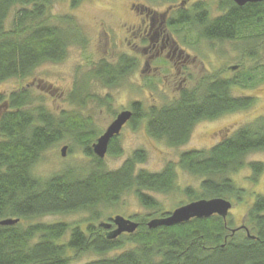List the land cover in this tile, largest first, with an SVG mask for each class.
Masks as SVG:
<instances>
[{
	"label": "trees",
	"instance_id": "1",
	"mask_svg": "<svg viewBox=\"0 0 264 264\" xmlns=\"http://www.w3.org/2000/svg\"><path fill=\"white\" fill-rule=\"evenodd\" d=\"M159 1L175 4L183 0ZM53 3L0 0V83L25 79L43 63L65 59L71 44L85 42L73 17L51 14ZM200 5L199 10L180 9L177 18L168 21V27L180 33L186 28H199L200 36L211 40L244 39L249 42L245 53L256 52L258 43H263L264 1L240 6L232 0H221L218 9L223 13L213 19L207 18L206 5L195 6ZM15 8L11 27L7 28ZM136 65L128 58L120 59L117 66L102 62L92 76L106 87H116ZM210 78L203 90L185 92L176 103L148 108L133 103L131 127L138 129L145 119L151 137L178 147L191 139L200 119H216L254 102L252 97L232 95V86L238 81ZM85 84L83 81L70 95L73 102L83 107L92 99L99 107H111V95L100 97L89 92L83 96ZM35 102L27 89L0 95V221L19 219L16 224H0V264H73L71 253L86 252L100 257L83 264H264V193L257 194L249 208L244 225L249 234L234 227L229 216L194 218L155 228L148 224L161 211L154 193H169L175 188L177 167L204 176L200 193L186 189L191 200L244 196L232 174L249 166L256 180L264 171L262 162L246 160L252 151L264 150V118L238 128L209 150L181 153L177 163L169 162L159 172L138 167L147 156L142 149L111 170L93 151L92 145L101 133L92 117L65 111L56 115L43 104L33 106ZM66 139L82 148L91 161L89 167L83 171L68 167L46 179L37 175L35 166L43 154ZM118 139L115 136L110 141L108 154L122 153ZM73 148L72 144L69 150ZM129 192L153 213L134 214L137 230L111 238L101 222L94 223L101 216L98 208L120 204ZM80 211L92 213L88 223L82 222L85 227L65 221L25 225L26 220L38 216ZM126 244L129 247L124 248Z\"/></svg>",
	"mask_w": 264,
	"mask_h": 264
},
{
	"label": "rangeland",
	"instance_id": "2",
	"mask_svg": "<svg viewBox=\"0 0 264 264\" xmlns=\"http://www.w3.org/2000/svg\"><path fill=\"white\" fill-rule=\"evenodd\" d=\"M205 1L209 3L212 14H218L219 0ZM73 2V0H54L51 14L56 17L63 15L73 17L77 29L81 28L80 33L84 36L85 42L71 44L65 59L59 62H45L25 79L11 78L1 82L0 95L8 96L14 91L27 89L36 100L33 106L43 104L56 115L65 111L66 113H79L84 118L90 116L100 133L107 129L115 114L130 109L134 100L142 101L144 107L148 108L151 105L161 106L169 103L175 95L177 96L174 89L177 78L168 75V70L156 69L158 62L154 58L150 60L149 69L142 67L145 56H151L153 52L149 48L151 44L149 46V43L145 42L144 35H141L144 27L142 20L147 13H141L136 9L144 4L152 9L150 14L165 13L170 5L168 2L159 0H80L75 4ZM17 9L11 12L7 28L11 27L10 22ZM183 30V33H180V48L191 54L188 59L195 72L194 78L206 79L209 76L224 75L238 81L232 87L233 96L252 97L254 102L246 109L227 113L214 120L199 122L189 142L179 147H170L165 141L151 137L145 124H141L138 129L127 125L119 135L122 153L117 156L107 154L103 159L107 169L119 168L134 151L142 149L146 151L147 156L138 167L151 172H159L169 162L177 163L181 153L185 150L195 148L209 150L228 133L231 135L238 128L264 118V41L258 43L256 52L246 51L245 53L244 48L249 42L244 39L200 40L197 30L193 33L187 28ZM170 31L174 32V28L168 32L173 34ZM184 39H188L187 42L191 45L184 43ZM125 54L138 58L139 67L126 80L119 81L116 87H106L92 76L102 62L117 66L119 58ZM83 81H86V88L82 89L83 96L89 92L100 97L111 95V107H99L92 99L86 100L83 107L73 102L70 95ZM186 86L191 87L192 84L187 83ZM72 144L74 148L70 151L69 147ZM64 146H67V151L63 156L61 149ZM246 160L248 162L259 161L264 164V150L252 151L247 155ZM90 164L91 161L84 155L82 148L74 144L72 140L66 139L43 154V158L35 166V172L46 179L68 167L83 168V171ZM176 173L175 188L171 192L154 193L161 207V211L154 214L155 217L162 213L172 212L180 205L189 202L191 197L185 192L187 188L190 187L197 193L201 192L200 185L204 176L192 174L181 167H177ZM232 178L237 186L244 190V196L241 198L229 197L232 202L229 217L232 218L234 227H236L247 222L249 208L256 195L264 193V171L254 180L250 167L245 166L233 173ZM98 210L101 216L94 219L96 224L108 222L109 218L116 215L133 220L134 214L153 213L140 203L133 192L126 194L120 204L102 206ZM91 214L89 211L49 214L26 220L25 225L65 221L71 224L80 223L85 227L82 222L88 223V220L92 218ZM127 247L129 244L124 246V248ZM71 256L74 257L73 264H83L100 257L94 252L79 255L71 253Z\"/></svg>",
	"mask_w": 264,
	"mask_h": 264
},
{
	"label": "flooded vegetation",
	"instance_id": "3",
	"mask_svg": "<svg viewBox=\"0 0 264 264\" xmlns=\"http://www.w3.org/2000/svg\"><path fill=\"white\" fill-rule=\"evenodd\" d=\"M188 1V2H187ZM221 0H219L220 2ZM234 1V0H232ZM235 2V1H234ZM180 4L179 5H175V4H170L168 6V8L166 9V12L165 13H154V14H150L152 10L151 8H149L148 6H140L138 8H136V5H134V8H136L137 10H139L141 13L142 12H145L147 13L145 15V18L144 20H142V23L144 25L142 31H141V35H144V39H145V42L149 43V46L151 44V46L149 47L150 50L153 52V55L151 56H145V60L143 61V66L145 69H149L150 68V60L154 58L155 61L158 62V66L156 67V69L158 68L159 70H165L169 72L168 75L174 77V78H177V80H175V84L176 86H174V89L176 90L175 93L177 94V96L175 95L174 96V99L172 101H170L169 103H166V104H163V105H167V104H170V103H176V102H179L181 99H182V94L185 93V92H189V93H195L196 89H200V90H203V87H205V85H207L209 82V80L211 79L209 76V78H206V79H202V78H197L195 79L194 76H195V72L193 71V68L192 66L190 65V61L188 58L191 57V54L188 53L187 51H184L182 48H180V31L179 29L178 30H175L174 32H171L173 34H170L168 33L169 30H170V27H168V21L171 19V18H177V15L178 13L180 12V9H187V10H191L193 8H196L199 10V8L201 7V5L199 7H196L198 4H202V5H206L208 7V15H207V18H216V17H219L222 15V11L221 10H218V14H212V11H211V8H210V5L209 3H206L205 0H183L181 2H179ZM190 3V4H189ZM236 3V2H235ZM237 4V3H236ZM196 5V6H195ZM245 5V4H244ZM218 6H219V3H218ZM242 6V5H240ZM197 10V11H198ZM198 31V33H200V29H196ZM184 30H182V33H183ZM193 32H196L195 29L192 31ZM197 34V33H196ZM172 35V36H171ZM176 35V36H175ZM200 36V34H198ZM193 36V35H192ZM208 40V41H219L217 39L215 40H211L207 37H203V36H200V40ZM188 40V39H187ZM187 40H183L184 43L187 42ZM191 42V41H190ZM192 43V42H191ZM188 46L191 45L187 42ZM192 47V46H191ZM194 48V47H192ZM146 51V50H145ZM185 52H186V55H185ZM150 53V51H149ZM122 58H128V59H133L135 60L136 64L139 63V60L138 58H135V57H130L128 56L127 54L121 56L119 59H122ZM119 62V61H118ZM160 62V63H159ZM139 66L137 65V67H135L132 71H130L129 74H127L125 77H124V80H126L131 73H133L134 71H136V69L138 68ZM166 77V75H165ZM221 77L223 78H228V77H225L224 75H222ZM123 80V81H124ZM122 81V82H123ZM189 83V84H192L191 87H188L186 86V84ZM234 86V85H233ZM232 86V87H233ZM196 96V95H195ZM140 103L142 106H144V103L142 101H139V100H134L131 105H130V109H128L129 111L132 112V117H133V109H132V104L133 103ZM161 105V106H163ZM152 106V105H151ZM153 106H157V105H153ZM161 106H158V107H161ZM127 110V109H126ZM125 111V110H123ZM122 112V111H120ZM118 112L117 114H115V117L113 119V121L117 118L118 114L120 113ZM132 117L131 119H129L127 121V123L123 126L121 132L123 131V129L125 128V126L127 125H130V122L132 120ZM219 118V117H218ZM217 119V118H216ZM210 120H214V119H200L196 125L201 122V121H210ZM112 121V122H113ZM111 122V123H112ZM142 123L141 124H145V119L143 121H141ZM110 123V124H111ZM109 124V125H110ZM195 125V126H196ZM108 128V127H107ZM195 128V127H194ZM106 131V130H105ZM103 131L101 134H99V136L96 138V141L97 139L105 132ZM194 131V130H193ZM121 132L119 133V135L121 134ZM230 133H228L225 137L229 136ZM119 135H117L116 137H119ZM192 137V136H191ZM223 137V138H225ZM221 138V140L223 139ZM220 140V141H221ZM95 141V142H96ZM94 142V143H95ZM118 142H119V139H118ZM189 142V141H188ZM187 142V143H188ZM186 143V144H187ZM186 144H183L181 146H184ZM110 145V144H109ZM216 145V144H215ZM214 145V146H215ZM179 147V146H178ZM213 147V146H212ZM211 147V148H212ZM141 150V149H140ZM192 150H201V149H188V150H185L184 152H188V151H192ZM108 151H109V148H108ZM108 154V152H107ZM106 154V156H107ZM105 156V157H106ZM101 159V158H100ZM104 159V158H103ZM199 200V199H197ZM193 201H196V200H190L189 202L187 203H190V202H193ZM185 203V204H187ZM185 204H182V205H185ZM180 205V206H182ZM168 213V214H167ZM171 212H166V213H162L160 216L158 217H155V218H164V217H167L170 215ZM219 216V215H218ZM229 216V215H228ZM113 218V217H112ZM112 218H109L108 222H101V224L103 223H107V224H111V227H105L108 229V231H110V233H112L113 230H115L116 228V225L112 224ZM153 218V219H155ZM152 220V219H151ZM150 220V221H151ZM133 221L137 222L135 220V218H133ZM138 223V222H137ZM149 223V222H148ZM246 222L236 226V227H241L240 229H243L245 230L246 232H249L247 230V228L244 226ZM139 224V223H138ZM139 227V226H138ZM137 230V229H136ZM123 234H127V233H123ZM117 238V237H116Z\"/></svg>",
	"mask_w": 264,
	"mask_h": 264
},
{
	"label": "water",
	"instance_id": "4",
	"mask_svg": "<svg viewBox=\"0 0 264 264\" xmlns=\"http://www.w3.org/2000/svg\"><path fill=\"white\" fill-rule=\"evenodd\" d=\"M238 5L246 3H259L264 0H234ZM132 117V112L129 110L122 111L117 118L108 126L106 131L92 145L96 156L105 158L110 141L121 132L123 126ZM67 146L62 147V155H66ZM232 208V202L226 198L216 197L210 199H199L174 209L169 216L164 218H155L149 221V227L155 228L158 226H173L176 224L189 222L192 218H209L213 215H219L226 218ZM19 222V219L7 218L0 221L1 225H11ZM112 224L116 225L115 230L111 233V238H116L123 233H133L138 228L139 224L132 219H127L121 215H116L112 218ZM105 227H111V224H101ZM235 231V230H234ZM249 234V232H248Z\"/></svg>",
	"mask_w": 264,
	"mask_h": 264
}]
</instances>
